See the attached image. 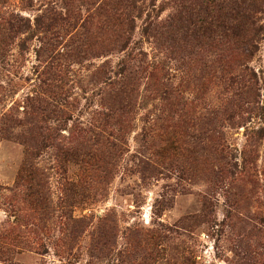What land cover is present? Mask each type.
I'll return each instance as SVG.
<instances>
[{
	"label": "rangeland",
	"instance_id": "rangeland-1",
	"mask_svg": "<svg viewBox=\"0 0 264 264\" xmlns=\"http://www.w3.org/2000/svg\"><path fill=\"white\" fill-rule=\"evenodd\" d=\"M253 1L0 0V264H264Z\"/></svg>",
	"mask_w": 264,
	"mask_h": 264
},
{
	"label": "trees",
	"instance_id": "trees-1",
	"mask_svg": "<svg viewBox=\"0 0 264 264\" xmlns=\"http://www.w3.org/2000/svg\"><path fill=\"white\" fill-rule=\"evenodd\" d=\"M231 4L229 39L231 41V50L235 55L237 54V62L233 63V67L229 70L227 87L234 89L232 94L236 97L238 107L243 101L242 96L251 95L254 86L252 82L249 81L248 83L245 80L244 73L241 72L239 67H235V64L241 62L239 57L249 55L251 41L255 39L262 28L257 25L256 15L259 7L255 1L231 0ZM239 97H241V100H239Z\"/></svg>",
	"mask_w": 264,
	"mask_h": 264
}]
</instances>
